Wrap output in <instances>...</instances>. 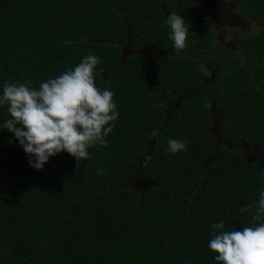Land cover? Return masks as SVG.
Returning <instances> with one entry per match:
<instances>
[{
	"label": "trees",
	"instance_id": "1",
	"mask_svg": "<svg viewBox=\"0 0 264 264\" xmlns=\"http://www.w3.org/2000/svg\"><path fill=\"white\" fill-rule=\"evenodd\" d=\"M174 1L0 0V95L6 82L38 87L92 53L96 85L115 93L119 112L107 147L89 148L78 166L62 151L37 170L0 129V264H219L211 225L251 226L264 167L216 141L210 104L223 137L264 158V0H236L258 29L237 35L231 54L195 0ZM171 12L189 23L179 56ZM126 44L166 53L123 55ZM203 64L213 75L205 86ZM184 93L165 124V104ZM8 118L0 106V126ZM169 138L186 149L167 152Z\"/></svg>",
	"mask_w": 264,
	"mask_h": 264
},
{
	"label": "clouds",
	"instance_id": "2",
	"mask_svg": "<svg viewBox=\"0 0 264 264\" xmlns=\"http://www.w3.org/2000/svg\"><path fill=\"white\" fill-rule=\"evenodd\" d=\"M172 49L179 56L188 46L189 23L181 14L171 12L166 19ZM99 58L89 53L74 67L41 81L6 82L0 106H7L8 119L0 126L14 134L30 157L31 167L42 170L49 158L65 151L77 161L89 160V148L107 147L105 137L115 127L119 112L115 93L101 89L95 82ZM202 72L210 75L207 69ZM188 141L168 139L166 151L176 154L186 149ZM251 215V226L225 230L223 222L213 223L208 248L216 253L219 264H264V189L258 192ZM243 211H248L247 208ZM9 249H4L7 255Z\"/></svg>",
	"mask_w": 264,
	"mask_h": 264
},
{
	"label": "rangeland",
	"instance_id": "3",
	"mask_svg": "<svg viewBox=\"0 0 264 264\" xmlns=\"http://www.w3.org/2000/svg\"><path fill=\"white\" fill-rule=\"evenodd\" d=\"M180 0H176L173 2L175 4ZM199 3L200 9L203 12V15L210 16L212 24V33L213 39L220 45V48L225 50L226 54H231V51L238 48V44L236 42L237 35L240 33H253L258 29L256 23L252 20H244L238 17L234 10V5L236 0H196ZM222 27H233L237 29V33L233 32L228 34H222L220 29ZM123 55L129 52H142L148 56L150 55H160L166 53V51H159L149 47H138V48H131L127 44L121 46ZM244 61L251 65V60L245 58ZM207 71L210 75L204 74L202 76V85H206L213 81L212 70L206 67ZM189 96V93H184L180 95L178 98L171 102H167L165 104V119L164 123L166 124L168 118L171 116L173 111L178 107V105L185 100ZM210 111L212 115V125L210 127L211 131L213 132L216 141L223 140L225 141L228 146H237L242 153L244 154L245 158L249 161H257L260 165L264 167V158L261 154L249 146L244 144H240L231 140H226L223 137L222 132L220 131V117L218 115V111L216 107L213 105V101L210 104ZM152 148V144L150 143L149 149ZM150 151V150H149ZM137 178L131 183L132 186H137Z\"/></svg>",
	"mask_w": 264,
	"mask_h": 264
},
{
	"label": "flooded vegetation",
	"instance_id": "4",
	"mask_svg": "<svg viewBox=\"0 0 264 264\" xmlns=\"http://www.w3.org/2000/svg\"><path fill=\"white\" fill-rule=\"evenodd\" d=\"M195 1H196V0H195ZM196 3H197V7H198V9L201 11V14L203 15V12H202V10L200 9L199 3H198L197 1H196ZM235 4H236V2H235ZM234 10H235V5H234ZM235 13H236V12H235ZM236 15H237V14H236ZM203 16L208 17V18L210 19V23L212 24V21H211L210 16H206V15H203ZM237 16H238V15H237ZM238 17H239V16H238ZM240 18H241V17H240ZM244 20H247V19H244ZM222 28H223V27H222ZM222 28H221V29H222ZM226 28H228V27H226ZM221 29H220V30H221ZM232 29H234V28H233V27H232V28L229 27V28H228V30H229L228 33H231V30H232ZM220 32H221V31H220ZM228 33H227V34H228ZM240 34H241V33H240ZM240 34H238V35H240ZM203 66H204L205 69H206L207 66H205V64H203ZM207 68H208V67H207ZM208 69H210V68H208ZM203 75H204V74H203ZM203 75H202V76H203Z\"/></svg>",
	"mask_w": 264,
	"mask_h": 264
}]
</instances>
